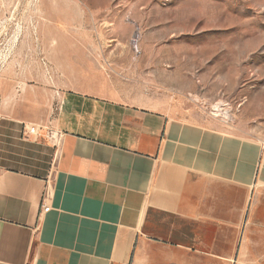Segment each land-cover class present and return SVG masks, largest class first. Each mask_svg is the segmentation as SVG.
I'll return each instance as SVG.
<instances>
[{
  "label": "crops",
  "instance_id": "obj_1",
  "mask_svg": "<svg viewBox=\"0 0 264 264\" xmlns=\"http://www.w3.org/2000/svg\"><path fill=\"white\" fill-rule=\"evenodd\" d=\"M0 264H264V148L94 88L0 79Z\"/></svg>",
  "mask_w": 264,
  "mask_h": 264
},
{
  "label": "rangeland",
  "instance_id": "obj_2",
  "mask_svg": "<svg viewBox=\"0 0 264 264\" xmlns=\"http://www.w3.org/2000/svg\"><path fill=\"white\" fill-rule=\"evenodd\" d=\"M41 75L264 148V0H0V79Z\"/></svg>",
  "mask_w": 264,
  "mask_h": 264
},
{
  "label": "built area",
  "instance_id": "obj_3",
  "mask_svg": "<svg viewBox=\"0 0 264 264\" xmlns=\"http://www.w3.org/2000/svg\"><path fill=\"white\" fill-rule=\"evenodd\" d=\"M139 40H140V34H139V32H135L132 41L137 45L138 42H139ZM220 113L221 114L223 113L222 121L225 124H227L229 122V118H230V115H231L230 114V111L229 110H223V111H220ZM37 133H38V128L36 126H29V127L28 126H25L24 127V134L27 137H29L31 135H35ZM48 196H49V194H46L45 195V198L43 200V204H42V210H43V212H47L50 209L49 206H48V204H47V200L49 198Z\"/></svg>",
  "mask_w": 264,
  "mask_h": 264
},
{
  "label": "bare ground",
  "instance_id": "obj_4",
  "mask_svg": "<svg viewBox=\"0 0 264 264\" xmlns=\"http://www.w3.org/2000/svg\"><path fill=\"white\" fill-rule=\"evenodd\" d=\"M17 40V39H16Z\"/></svg>",
  "mask_w": 264,
  "mask_h": 264
}]
</instances>
